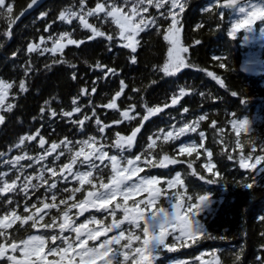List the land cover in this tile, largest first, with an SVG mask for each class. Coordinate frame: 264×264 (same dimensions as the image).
I'll list each match as a JSON object with an SVG mask.
<instances>
[{
  "label": "trees",
  "instance_id": "obj_1",
  "mask_svg": "<svg viewBox=\"0 0 264 264\" xmlns=\"http://www.w3.org/2000/svg\"><path fill=\"white\" fill-rule=\"evenodd\" d=\"M30 1L7 0L13 6L12 13L5 11L0 15V79L14 85L9 90L6 103L15 105L11 112L0 109V114L5 116L4 124L0 125V152L5 153L0 157V172H8L7 180H14L16 170L3 161L11 160L25 152L34 159L32 161L25 159L21 163L25 166L32 164L31 168L25 170L33 176L39 174L43 164L58 168L69 162V156L65 155L53 165L52 161L56 155L53 153L47 160L37 163L35 158L44 154V150L39 147V137L33 141H26L21 148H16L15 145L19 143L21 137L35 135L37 130H40L46 141L45 148H50L52 143H59L65 137L77 141L95 136L99 140L102 134L97 129L96 117L92 116L93 111L100 118L101 126H110L105 128L103 134L107 140L99 141L107 145L105 151L109 155L119 154L118 149L111 147L118 138L117 133L126 137L131 135L135 128L143 125L141 132L137 134L133 149L125 153L128 158H134L141 153L147 156L151 151L155 157L154 163L165 154L183 163L170 165L168 168L146 167L141 164L145 170L138 175L172 178L176 172H180L187 187L186 195H192L193 202H196L199 195L209 196V202L197 220L203 226V231L217 237L216 239L197 237L195 243L192 240L176 242L175 250L172 252L164 250L154 264H177L180 261L184 264H217V261L219 264H259L257 256L264 257V235H261L264 233V220L259 219L264 218V169L256 172L240 168L239 157L242 152L246 156L251 154L253 160H249L248 163H252L256 155H264L260 144L264 143V41L255 47L247 45L243 41L242 30L235 37L229 36L231 23L235 21L233 10L218 9L215 0H181L185 11L177 18L180 21L182 43L190 48L187 56L192 67L182 69L175 76L169 77L158 70L167 62V50L170 47L163 36L171 26V17L164 19L159 16V11L165 9L158 11L151 7L145 14L157 17L159 30L152 28L140 34L138 39L141 44L135 54L137 63L132 64L130 57L133 54L130 49L120 46L118 38L112 42L103 37L90 40L88 39L90 31L84 29L78 20H74L71 25L59 20L61 11L67 9L78 11L79 0H47L32 13L17 21V17L23 13ZM96 3L97 0H87L86 6L94 8ZM168 7L165 5L166 9ZM175 11L178 12V9ZM42 13H47V16L42 17ZM89 22L106 34L117 36L118 29L114 24H101L95 18H89ZM261 24L260 21L255 23L257 29ZM48 25H51V28H48ZM46 28L48 31H45ZM66 31L72 34V38L84 40L85 43L79 48L69 45L55 56L50 52L40 55L38 52L27 51L29 44H40L41 37L47 40L49 35L58 37ZM197 40L201 43L195 44ZM62 43H66V40ZM47 47H52L51 41L47 42ZM251 52H256L258 65L248 61ZM213 57L221 59L215 60ZM58 59L64 60L65 63L54 64L53 61ZM97 62L115 69L119 75L104 78L101 71L94 68ZM221 62L226 66L223 69L219 67ZM72 65H75V68ZM28 67L32 68V71L26 76L25 70ZM209 71L224 81L223 87L207 75ZM73 73L77 76L75 80L72 78ZM97 77L101 78L97 80ZM21 80L25 81L27 92L19 90ZM94 80L97 81L95 85ZM120 80H124L127 88L121 97L116 98L117 109H107L104 105L115 98V93L120 90ZM92 87H96L95 93H91ZM84 88L89 90V94L81 95ZM181 88L187 93L182 97L179 95ZM232 92H236L237 95L233 96ZM174 96L178 98V104L172 106L171 99ZM74 98L82 108L80 113H74L71 118H62L59 115L55 119L51 118L50 110L57 113L61 110L71 111L74 107L72 105ZM165 104L170 106L164 108ZM145 105L161 107L164 111L144 121L142 117L147 115ZM130 106H135V112L129 110ZM185 107L189 109L187 113L183 112ZM41 108L46 109L43 116ZM126 110L130 116L135 115L136 118L131 121L125 120L121 113ZM204 114H207L206 119L199 122L197 133L188 134L174 143L160 139L157 140L154 149L147 148L151 143L148 137L152 136L155 139L156 135H162L159 132L161 128L165 129V132L173 130V125L179 128L185 123L190 124L198 120L199 116ZM85 115L92 118L85 121L84 131L81 132L79 126L71 123V120L84 119ZM233 120L237 122L247 120L249 128L237 136L236 130L232 127ZM213 121L216 122L215 127L212 126ZM200 131L205 133L203 141L198 135ZM237 140L241 142L242 147L236 146ZM191 141H196L197 145L203 143V147L198 148L199 159H196V153L188 156L178 152L181 143ZM253 147L256 149L255 152L252 151ZM205 149L212 151V162L216 165L214 171H218L223 179L213 177L202 167L207 162ZM229 155L233 156L232 160L228 159ZM189 162H194L193 168L200 175L209 179L215 178L218 182L209 184L191 176ZM109 175V169H105L103 174L105 182H108ZM49 177L50 173L46 172L45 178ZM33 182L39 183L35 180ZM51 182L49 179V183ZM245 183H252L253 187H243ZM75 187L80 185L71 179L68 183H59L58 188L54 190L58 192L57 204L59 199H67L71 195V191L60 192V189L71 190ZM90 187L84 185L82 191L76 193L75 199L69 201V204L84 199ZM157 187L165 188L166 185L161 184ZM46 189L47 185L41 187L28 203L36 202L38 197L43 199ZM50 195L51 193H48V196ZM146 195L147 193H142L133 197L129 200V205H132L133 200L142 199ZM15 199L21 204L20 214L28 215L29 213L23 212L24 197L20 195ZM45 202L51 203V200ZM157 207H168L163 196ZM60 209L63 210L64 206L60 205ZM72 212L74 214L77 209H73ZM52 216H59L56 209H52L51 215L45 217V222H51ZM104 216L105 214L102 215ZM107 218L112 219L110 216ZM121 218L122 213L118 211L117 219ZM16 227H19V224ZM136 234L142 235L138 230ZM126 242L122 241V244ZM166 242L172 244V237H168ZM136 246H139V242L133 241V247ZM197 257L201 260H196Z\"/></svg>",
  "mask_w": 264,
  "mask_h": 264
},
{
  "label": "snow or ice",
  "instance_id": "obj_2",
  "mask_svg": "<svg viewBox=\"0 0 264 264\" xmlns=\"http://www.w3.org/2000/svg\"><path fill=\"white\" fill-rule=\"evenodd\" d=\"M38 3V0H31L28 4V9L33 8ZM238 11L243 15L231 23V29L228 32L229 36L235 37L240 30L251 31L252 27L257 21L264 22V2L253 3L252 0H227L224 7H232L238 4ZM87 0H79V10L67 9L59 13V20L71 25L74 20H78L79 24L90 31V40L96 38H106L108 42L119 39L123 48L130 49V60L132 64L137 63L136 53L141 41L138 39L141 33L149 31L152 28L159 30L157 24V17L147 16L149 8L154 7L159 11V16L164 19L171 17V26L168 28L163 39L168 42L170 47L167 50V62L159 71H162L165 76H175L182 69L192 67L188 62L187 54L190 51L188 46H184L181 41V27L180 21L177 18L180 13L185 11L181 0H97L94 8L86 6ZM165 5L169 7L166 9ZM178 9V12L175 11ZM13 6L7 0H0V15L5 11L12 13ZM23 15V13H21ZM41 16H47V13H42ZM89 18H95L101 24L112 23L118 29L117 36L106 34L99 27L94 26L89 22ZM18 19V17H17ZM51 28V25H48ZM48 28L45 31H48ZM66 43H62L65 41ZM51 41L52 47H47V42ZM84 40H77L72 38L70 32H63L58 37L49 35L47 40L44 37L40 38V44H29L27 51L29 53L38 52L40 55L45 53H52L53 56L57 52L69 46L74 45L79 48L84 44ZM201 41H195V44H200ZM43 45V47H42ZM111 51V47L109 48ZM215 60H220L221 57H213ZM53 63H65L64 60H54ZM46 67H49L46 65ZM75 68V65H72ZM221 69L225 68V63H219ZM95 69H99L104 78H111L119 74L113 68L97 62L94 65ZM32 71L28 67L25 70L27 76ZM209 77L215 80L221 87L224 86V81L213 72L207 73ZM72 78L75 80L77 76L73 73ZM101 77H97V80ZM93 81V85L96 84ZM14 87L12 83H8L0 79V109L11 112L14 104L6 103L9 96V90ZM19 90L27 92L28 88L24 80L19 82ZM127 85L124 80H120V90L115 93V98L111 102L104 105L107 109H117L116 98L121 97ZM97 91L96 87H92L91 93ZM133 91H139L133 89ZM89 94V90L84 88L81 90V95ZM187 93L183 88L180 89L179 95L185 96ZM236 96V92L231 93ZM203 95V93H201ZM47 103V102H46ZM91 103V102H90ZM178 98L171 99V105H177ZM74 106L71 111L61 110L57 113L55 110H50L51 118L55 119L59 115L62 118H71L74 113L82 111L81 106L78 105L76 98L72 100ZM170 105L165 104L164 108ZM147 115L142 119L147 121L150 116H155L164 111L161 107H147L145 105ZM130 111L135 112V106H130ZM41 114L45 113L46 109L41 108ZM189 109L185 107L184 113ZM125 120L131 121L136 118L135 115H129V111L121 113ZM138 115V113H137ZM206 115H200L198 120L192 123H185L183 126L176 128L173 125V130L165 132V129L159 130L160 134L153 139L149 136L151 141L147 145L149 150H152L157 145V140L162 139L164 142H175L182 137L197 133L200 127L199 122L206 119ZM92 116L96 117L95 123L98 131L102 134L99 140L95 136H89L86 139L72 141L65 137L59 143H52L50 148H45L46 141L37 130L35 135H26L20 138L19 143L15 145L16 148H21L26 141H33L39 137V147L44 150V154L35 158L37 163L47 160L53 153L56 155L53 158L52 164L61 157L69 156V162L62 166H49L43 164L38 175H31L26 172V168H31L32 164L23 165L21 161L25 159L32 161L34 158L29 156L27 152L22 155H17L11 160H5L3 163L11 166L16 170V177L12 181L7 180L8 172H0V259L7 261V264H154L159 254L164 250L172 252L175 250L176 242H184L185 240H192L197 242V237L204 239H216L217 237L203 231V226L197 220L198 215L204 210L209 202L208 195H199L196 202H193L192 195H186L187 187L185 180L182 178L180 172H176L172 178H160L156 176H140L145 168L141 166H150L153 168H168L170 165L183 163L176 158H172L167 154L157 160L152 152L149 151L147 156L143 153L136 155L134 158H128L125 153L133 149L137 134L141 132L140 127L135 128L128 137H122L117 133V139L111 147L118 149L119 154H111L105 151L107 145L100 143V140H107L103 135L105 128L109 125L101 126V120L92 112ZM92 117L85 115L84 119L71 120V123L78 125L81 132L84 131L85 121ZM5 122V116L0 114V125ZM119 123V121L117 122ZM232 127L236 130L237 136L243 130L249 128L247 120L239 122L233 120ZM216 122H212L215 127ZM43 127V126H42ZM201 141L205 139V133L200 131L198 133ZM99 146L97 147V145ZM261 144V151H264V143ZM237 147H242L239 140L236 141ZM203 147V143L197 145L196 141L181 143L178 147L180 154H187L192 156L196 153V159H199L198 148ZM59 150V151H58ZM207 153V162L202 167L212 174L213 177H220L218 171H214L216 165L212 162V151L205 149ZM256 151L255 147L252 149ZM5 155L0 152V157ZM143 157V159H142ZM229 160L233 156H228ZM253 156H247L242 152L239 157V167L243 169H252L259 171L264 169V155H256L254 162ZM107 161V163H106ZM194 162L188 163V168L192 169L191 176L197 177L199 180L209 184H216L218 181L215 178L209 179L193 168ZM260 166V167H258ZM109 169L110 175L108 182L104 181V170ZM50 173L49 179L45 178V173ZM76 181L80 187H75L71 190L67 188L60 189V192H69L71 195L67 199H59L57 204L58 192L54 191L58 188L59 183H68L69 181ZM39 183H34L33 181ZM95 181H98L95 182ZM164 184L165 188L157 187ZM47 185L46 194L43 199L37 198V201L29 204L32 195L35 194L41 187ZM84 185H90L84 199L79 202L69 204V201L75 199V194L80 193ZM243 187L252 188V183H245ZM174 189H183V191H172ZM48 193H51L48 196ZM147 193V195L139 200H133L132 205H129V200L133 197ZM22 195L24 197L23 212L29 213L22 215L19 212L21 204L15 199L16 196ZM167 200L168 207H157L158 201L161 197ZM119 198V199H118ZM48 199L51 203L45 202ZM122 201V202H120ZM42 204L41 206H38ZM60 205L64 209H60ZM114 205V207H112ZM56 209L59 216H52L51 222H45V217L51 215V210ZM78 211L73 214L72 210ZM95 209L97 212L105 214L104 219H98L95 215L90 216L84 222L77 224V219L83 216L86 212ZM122 213V218L117 219V212ZM112 217L110 224H105L104 220L107 217ZM264 220V218H259ZM19 222V227H16ZM92 225V227H90ZM29 226L35 229L36 233H29L25 237L17 239L20 230L27 232ZM138 230L142 235L136 234ZM115 233L109 235V233ZM65 233H68L65 235ZM264 235V233H261ZM172 237L173 243L169 244L166 241L168 237ZM103 237V239H101ZM222 239V237H221ZM93 243H89V242ZM122 241H127L122 244ZM133 241L139 242V246L133 247ZM52 257V259H50ZM122 257V260H121ZM239 259V257H237ZM259 264H264V257L257 256ZM196 260H201L197 257ZM177 264H184L183 261ZM217 264L219 262L217 261Z\"/></svg>",
  "mask_w": 264,
  "mask_h": 264
},
{
  "label": "rangeland",
  "instance_id": "obj_3",
  "mask_svg": "<svg viewBox=\"0 0 264 264\" xmlns=\"http://www.w3.org/2000/svg\"><path fill=\"white\" fill-rule=\"evenodd\" d=\"M252 2L253 3H261V2H264V1H252ZM241 6H242V4L238 5L237 7L232 9L233 10L232 15H233L234 20H237L238 18H240V16L243 15L242 13H240L238 11L239 7H241ZM260 24L261 25H260L259 29H257L256 25H254L252 27L251 31H244L242 29V31H243V39H244L243 41H244L245 44H247V45L251 44V45H253L255 47L256 44L260 45V44L263 43V41H264V22L260 21ZM180 36H181V33H180ZM181 41H182V39H181ZM248 61L250 63L258 65L259 59H258V56H257L256 52H251L250 53ZM256 65H255V67H257ZM126 137H128V136H126Z\"/></svg>",
  "mask_w": 264,
  "mask_h": 264
},
{
  "label": "flooded vegetation",
  "instance_id": "obj_4",
  "mask_svg": "<svg viewBox=\"0 0 264 264\" xmlns=\"http://www.w3.org/2000/svg\"><path fill=\"white\" fill-rule=\"evenodd\" d=\"M95 215L98 219H104V217H102V215H104L103 212H97L95 209L90 210L89 212H86V214L83 217H79V219H77V224L84 222L86 219H88L90 216ZM112 221L111 218H107L106 220H104L105 224H110ZM19 224V222L17 223ZM28 230L27 232L24 231L23 229L20 230L19 234L17 235V239L23 238L25 237L27 234L32 233L35 234L36 230L35 229H31L29 226H25ZM90 227H92V225H90ZM115 234L113 233H109V235H113ZM101 239H103V237H101ZM90 244L93 242H89ZM0 264H7V261L4 259H0Z\"/></svg>",
  "mask_w": 264,
  "mask_h": 264
},
{
  "label": "water",
  "instance_id": "obj_5",
  "mask_svg": "<svg viewBox=\"0 0 264 264\" xmlns=\"http://www.w3.org/2000/svg\"><path fill=\"white\" fill-rule=\"evenodd\" d=\"M47 0H38V3L36 4V5H34L33 6V8H31V9H28V7H26L25 9H24V11H23V15H20L19 17H18V19H17V21L20 19V18H23V17H25V16H27V15H29L30 13H32L35 9H37L40 5H42L44 2H46ZM216 2H217V7H218V9H233V8H235V7H237L238 5H241V4H238V5H235V6H232V7H224V5L226 4V2H227V0H215ZM252 1H264V0H252ZM242 2H243V0H242ZM29 3H31V1L29 2ZM28 6V5H27ZM66 163H68V162H66ZM42 207V206H41ZM93 210V209H92ZM78 211V210H77ZM86 214V213H85ZM84 214V215H85ZM83 215V216H84ZM83 216H81V217H83Z\"/></svg>",
  "mask_w": 264,
  "mask_h": 264
}]
</instances>
